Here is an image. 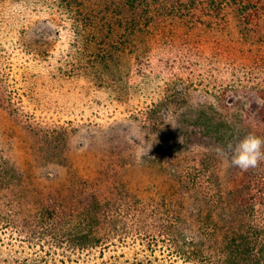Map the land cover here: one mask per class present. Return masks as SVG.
<instances>
[{"label":"rangeland","instance_id":"1","mask_svg":"<svg viewBox=\"0 0 264 264\" xmlns=\"http://www.w3.org/2000/svg\"><path fill=\"white\" fill-rule=\"evenodd\" d=\"M109 7L113 15H130L114 5ZM13 10L10 0H0V13L10 18ZM238 10L236 5L229 10V24L213 23L212 28L200 24L197 33L188 27L179 30L181 40L188 37L190 44H206L209 55L220 54L215 58L220 63L215 64L214 76L208 79L189 74L177 64L155 71L148 77L152 82L145 84L140 79L132 91L114 95L110 85L121 86L122 80L125 84L132 73L129 49L107 69L101 66L102 79L97 77L101 68L93 67L86 75L64 80L30 77L37 94L35 101L24 96L26 115L18 118L16 113L0 109V202L13 200L10 193L23 188L25 196L31 193L37 200L40 196L50 199L58 210L62 206L66 220L72 224L98 205L109 210L100 213L103 218L119 208L130 210L132 216L137 204L155 207L161 213L171 210L186 215L192 207H206L208 197L217 193L231 202L230 192L244 191L250 177L230 166L229 159L218 157L216 149L234 144L249 133L264 136V64L256 48L257 42L264 41V20L244 25ZM24 13H18L27 15L24 21L17 17L18 30L28 29V36L45 42L35 49L47 51L55 65L68 60L72 48L64 28L66 19L55 21L56 17L30 9L29 14ZM46 19L52 20L48 23ZM152 29L145 27V31ZM171 29L167 28L165 34L170 35ZM126 32L119 38L124 45L130 40ZM148 36L142 33L134 42L141 46ZM3 49L0 41V52ZM48 64L44 61L43 65ZM254 69L258 72L251 74ZM15 79L19 82L21 75H15ZM217 130L226 134L222 141L216 137ZM201 173L212 175L215 183ZM195 176L199 182L189 185ZM30 196L20 199L26 202ZM20 209L27 208L23 205ZM30 212L34 214V210ZM132 221L123 231L124 239L111 228L110 238L102 243V247L108 245L106 259L125 246L129 254L134 251L143 257L153 248H161V243L158 248L147 239L134 241L135 229L129 228ZM47 222L34 238L33 229L23 233L18 239L25 241H17L16 249L23 247L31 253L37 249L39 254L42 249L49 264H61L60 260L91 264L98 259L101 245L77 250L75 240L57 243L47 230L54 233L52 227L58 221Z\"/></svg>","mask_w":264,"mask_h":264},{"label":"trees","instance_id":"2","mask_svg":"<svg viewBox=\"0 0 264 264\" xmlns=\"http://www.w3.org/2000/svg\"><path fill=\"white\" fill-rule=\"evenodd\" d=\"M10 1L14 7L12 17L0 13V41L4 43V49L0 52V109L12 111L18 118L27 113L23 110L24 96L31 98V101L36 100L37 93L30 77L42 81L46 78L64 80L75 75H86L93 67L94 70L101 68L100 76L97 77L102 79V67L107 69L127 49L132 54V73L125 84L122 80L121 86L113 83L110 85L109 90L114 95L132 91L133 86L141 81L145 84L152 82L148 77L155 71L174 68L177 64H181V69H186L189 74L208 79L214 76L217 67L215 64L220 63L215 58L220 54L213 52L209 55L206 44L199 41L190 44L188 37L181 40L183 34L179 30L188 27V30L194 32L200 24L211 28L213 23L229 24V10L235 5L239 7V20L244 25L252 26L264 20V2L260 0H231V4L217 3L214 0ZM33 4L37 6L33 8ZM111 5L130 15H113L109 7ZM29 9L31 12L56 17L55 21L60 19L65 22L66 19L67 25L64 28L69 33L68 41L72 48L68 60L58 61L55 65L50 61L51 56L47 51L39 52L35 49V45L45 43L44 40L28 36V29L22 32L18 30L17 17L21 21L27 18V15L21 16L18 13L29 14ZM51 20L45 21L50 23ZM189 23L192 26L189 27ZM145 27L153 29L145 31ZM167 28L178 30L171 29L169 35L165 34ZM125 30L127 36H130V40L125 43L129 42L127 45L130 48L119 41ZM247 31L252 30L249 28ZM145 32L149 34L147 40L141 41V46L137 45L134 40ZM177 40L180 41L179 47ZM256 45L259 60L264 64V41L260 40ZM44 61L49 64L43 65ZM257 72L254 69L251 74ZM15 75H21L19 82ZM217 131L216 137L222 141L226 134ZM207 173L201 175H208ZM246 173L250 180L245 185V190L230 192V197L233 195L231 202L217 193L208 197L206 207H192L186 215L171 210L161 213L155 207L148 209L137 204L132 216L130 210L124 208H119L116 213L109 212L111 216H107L112 222L110 224L108 217L105 215L102 218L100 214L103 210H109L100 205L80 215L81 219L72 224L66 220L62 204H59L61 208L58 210V205L53 204L50 199L43 200L40 196V200H37L30 196L31 193L25 196L22 193L24 189L18 188L10 193L13 200H8V203L0 202V264H49L44 260L45 252L42 249L41 255L36 252L37 249L31 253V250H24L23 247L16 249L15 246L17 241H25L18 238L26 231L31 232L33 229L32 237L37 236V231L48 223V219L58 221L52 227L54 233L47 230V235L54 237L57 243L75 240L78 242L75 245L77 250H83L87 245L92 248L101 245L98 259H94L95 262L91 264H264V162ZM198 179L195 176L188 184L196 185ZM207 179L214 182L212 175H208ZM29 196L30 200L25 199L26 202L20 199ZM23 205L26 210L20 209ZM30 210H34L33 215ZM22 216L26 219L21 218ZM149 219L151 222L148 223ZM131 220L132 226L129 228L135 229L134 241L143 242L147 239L148 244L152 243L158 248L161 243V248H153L150 254L143 257L134 251L129 254L125 246L114 250L106 259L104 251L108 245L102 247V243L110 238L111 228L121 234L120 239H124L126 232L123 231ZM60 263L66 264V261L60 260Z\"/></svg>","mask_w":264,"mask_h":264},{"label":"clouds","instance_id":"3","mask_svg":"<svg viewBox=\"0 0 264 264\" xmlns=\"http://www.w3.org/2000/svg\"><path fill=\"white\" fill-rule=\"evenodd\" d=\"M216 154L218 157L229 159L230 166L243 172L256 169L264 162V137L249 133L234 144L218 146Z\"/></svg>","mask_w":264,"mask_h":264}]
</instances>
